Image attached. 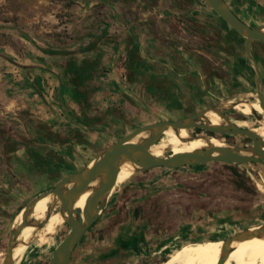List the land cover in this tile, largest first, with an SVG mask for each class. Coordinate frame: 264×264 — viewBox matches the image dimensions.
Wrapping results in <instances>:
<instances>
[{
	"label": "rangeland",
	"instance_id": "obj_1",
	"mask_svg": "<svg viewBox=\"0 0 264 264\" xmlns=\"http://www.w3.org/2000/svg\"><path fill=\"white\" fill-rule=\"evenodd\" d=\"M85 1L0 0L1 263L22 209L125 135L216 105L229 122L253 119L232 108L257 99L253 71L243 78L244 87L231 86L232 61L247 59L245 39L205 0ZM224 2L246 25L264 26V0ZM131 52L139 58L136 73L128 70ZM250 52L256 60L264 43L253 42ZM83 60L97 68L83 85L88 103L78 106L70 98L67 67ZM145 76L154 78L153 92L147 91ZM62 108L70 111L68 117ZM257 116L264 119L261 112ZM216 138L233 147L252 145L241 136ZM151 170L163 182L140 197L139 192L121 195L124 183L117 187L69 264H157L183 246L212 241L220 231L229 238L264 226L263 165L213 162ZM129 220L144 226L145 234L127 237ZM69 230L64 222L50 237L58 245ZM22 235L23 230L18 238ZM52 253L22 249L13 253L14 264H47Z\"/></svg>",
	"mask_w": 264,
	"mask_h": 264
},
{
	"label": "water",
	"instance_id": "obj_2",
	"mask_svg": "<svg viewBox=\"0 0 264 264\" xmlns=\"http://www.w3.org/2000/svg\"><path fill=\"white\" fill-rule=\"evenodd\" d=\"M210 9L233 31L245 39L244 52L248 60L251 62L256 75L255 88L259 107L264 115V91L261 92L263 86L262 75L259 70L257 61L251 55L250 47L253 42L264 43L263 27H250L240 20L224 0H205ZM238 104V103H237ZM236 104L233 105L234 108ZM208 110L215 111L220 116L225 125L210 126L203 117ZM255 118L260 120L255 113ZM178 130H195V134H191V139L216 138L218 136H241L251 141L250 147L239 148L231 146H210L195 152H186L178 154H164L162 157H154L149 153L150 146L155 145L161 138L162 134L168 129ZM147 133L146 139L139 143H131L140 134ZM251 151L250 155L241 154V152ZM129 161L134 164L137 169L135 172L150 170L154 168H162L166 170H176L186 166H198L213 162L224 163L228 165H244L255 163L264 166V142L251 130L242 129L232 125L226 118L224 113L218 109V105L209 107L200 113L192 114L186 118L176 121H160L144 125L131 133L125 135L117 142L105 148L92 165L86 166L79 172L70 174L60 179L50 191L38 195L34 200L28 203L22 209L21 223L9 231L7 240V249L1 264H13L12 251L17 244V238L23 228L31 224L28 217L34 205L40 199L52 195L58 204L53 206L52 210L57 208L64 215V222H67L70 230L66 236L58 243L53 251L51 258L47 264H69L72 252L79 243L83 235L91 227L99 216L100 212L105 208L108 197L113 191L117 175L119 173L120 163ZM98 180V186L94 188L91 194L84 202L83 210L74 209L75 203L80 196L90 189L91 184ZM68 185H72L67 188ZM50 213L45 216V220L36 224V227L42 228L49 219ZM264 234V228H257L254 232L247 231L235 234L227 238L222 243L223 256L218 260L217 264H223L228 253L230 244L238 239L251 238L256 235Z\"/></svg>",
	"mask_w": 264,
	"mask_h": 264
},
{
	"label": "bare ground",
	"instance_id": "obj_3",
	"mask_svg": "<svg viewBox=\"0 0 264 264\" xmlns=\"http://www.w3.org/2000/svg\"><path fill=\"white\" fill-rule=\"evenodd\" d=\"M262 32L264 33V27ZM234 109L238 113L248 115L249 118L251 117L253 119L249 121L230 123L239 128L251 130L264 142V119L258 120L253 115V113L257 115L258 112H261L263 115V112L259 107L258 100L243 101L236 104ZM203 119L210 126L226 124L224 120L212 110H208ZM191 134L192 133L190 131H185L183 129L174 131L172 128H168L162 134V138L155 145L150 146L149 153L154 157L160 158L164 156L167 150L170 151V153L178 154L195 152L210 146H228L224 142L219 141L218 138H207L204 135H202L203 138H196L192 140L190 137ZM147 136V133L140 134L130 142L139 143L141 140L146 139ZM241 154L250 155L251 151L241 152ZM92 162L89 165H92ZM136 169L137 167L131 162L122 161L120 163L116 184L111 194L117 187L122 185L132 174H134ZM98 182V180L94 181L91 184L90 189L80 196L74 205V209L83 210L86 198L91 194L92 190L98 186ZM71 186L72 185H68L67 188H70ZM257 189L259 191L263 190L261 186H257ZM56 204H58V202L55 197L49 195L40 199L34 205L31 210V214L28 217V221H31L32 223L22 229V238H18L17 244L14 246V252H12L13 264L15 259H13V253L17 254L22 249L28 250L29 252L32 248L45 252H53L55 250L57 244L51 237L55 236L60 230H62L65 217V214L62 215L57 208L52 210L53 206ZM50 211H52V213H50L49 219L45 225H43L42 228L36 227V224L45 220L46 214ZM21 217L22 211L15 219L16 225L21 223ZM262 228H264V226ZM224 231H220L219 235L212 241L199 242L198 245L188 244L183 246L177 250L169 262H162L158 264H217L219 258L223 256L222 243L228 237V234ZM252 232L254 231H250V233ZM189 248L191 249L186 252ZM223 264H264V234L233 241L228 247V253L226 254Z\"/></svg>",
	"mask_w": 264,
	"mask_h": 264
},
{
	"label": "crops",
	"instance_id": "obj_4",
	"mask_svg": "<svg viewBox=\"0 0 264 264\" xmlns=\"http://www.w3.org/2000/svg\"><path fill=\"white\" fill-rule=\"evenodd\" d=\"M60 1H72V2L75 1L76 2V0H60ZM85 2L87 3L88 1L86 0ZM247 60H248V58L245 59V58H243L241 56H239L238 58L234 59L233 61L230 60L233 63L232 64V68L236 72V74L234 76L235 78H234L233 82H231V86H233V88H235L236 90L239 88V86L244 87L245 82L243 81V78L244 79H247V77L250 75V73H252L251 71H253V73H254L253 74L254 75V78H253L252 82L254 83V86H255L256 75H255V72L253 70V67H252L251 62L250 61L248 62ZM256 61H257L259 70L261 72L262 81H263V84H264V54L257 55ZM34 70L36 72H38V73L43 72L41 66H38V65H35ZM39 77H42V76L39 74ZM40 79L41 78L36 77L37 83L39 82ZM215 84L217 85V81H216ZM248 84H250V83H248ZM221 87L222 86H218V87L216 86V89H217L216 90V94L217 95L220 94L222 96V98H225L224 96H226V94L222 93L223 92V88H221ZM58 91H59V89L57 88V92ZM208 94H210V93H208ZM58 98H59V102H60V100H61V103L64 101V97L62 98V96H59L58 95ZM218 100H220V99H218ZM229 100L231 101L232 99H229ZM61 107H63V106H61ZM63 111L65 113V116L67 114V117H68V114L70 113V111L69 110H65V108L63 109ZM93 160L94 159H92L91 162ZM157 175H159V172H152L151 169L150 170H144V171L135 172L134 174H132L124 182L122 188H120V194L121 195H124L125 194L126 197L129 194H132L134 192H139V194H138L139 197L142 196V195H145L146 192L147 193L149 192V190H147L148 188L151 189L153 187V185H155V183L163 182L162 181V178L161 179H157L156 178ZM164 181H165V179H164ZM130 199L132 200V199H134V197H131ZM135 199H136V197H135ZM126 227H127V237L128 236H133L134 239H137V236L138 235H141L142 233L145 234L144 233V230H145L144 226H142V227L139 226L137 224V221H135V220H133V222H131L129 220L127 222V224H126Z\"/></svg>",
	"mask_w": 264,
	"mask_h": 264
},
{
	"label": "trees",
	"instance_id": "obj_5",
	"mask_svg": "<svg viewBox=\"0 0 264 264\" xmlns=\"http://www.w3.org/2000/svg\"><path fill=\"white\" fill-rule=\"evenodd\" d=\"M91 48H87V52L90 50ZM255 58V57H254ZM68 75H70L71 80L69 82V88L71 89V95L70 98L71 100H73L78 106H82L84 104L88 103V100L86 99L87 97V93H85L84 89V84L91 80L93 77V72L96 70V64L88 61V60H83L80 65H77L75 62H71L68 65ZM139 58L138 56L135 55V53H130V59H129V63H128V70L131 73H136V71H139ZM146 78V89L148 92H153L154 90V78L152 76H145ZM153 80V82H152ZM83 86V88H82ZM59 91L57 92V94L59 96H62L64 94V89H63V84L59 85L58 87ZM84 116V115H83ZM93 120V119H91ZM83 123L88 124L89 120L88 118H86V116H84ZM40 161L41 160H37ZM38 162V164H40ZM162 263V262H161ZM158 264V263H157Z\"/></svg>",
	"mask_w": 264,
	"mask_h": 264
},
{
	"label": "flooded vegetation",
	"instance_id": "obj_6",
	"mask_svg": "<svg viewBox=\"0 0 264 264\" xmlns=\"http://www.w3.org/2000/svg\"><path fill=\"white\" fill-rule=\"evenodd\" d=\"M172 258H173V257H171V258H168L166 262H169V261H170Z\"/></svg>",
	"mask_w": 264,
	"mask_h": 264
}]
</instances>
